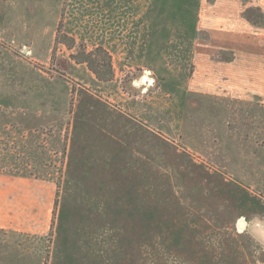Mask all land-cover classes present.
<instances>
[{
    "label": "rangeland",
    "instance_id": "rangeland-1",
    "mask_svg": "<svg viewBox=\"0 0 264 264\" xmlns=\"http://www.w3.org/2000/svg\"><path fill=\"white\" fill-rule=\"evenodd\" d=\"M7 175L0 264H264V0H0Z\"/></svg>",
    "mask_w": 264,
    "mask_h": 264
},
{
    "label": "crops",
    "instance_id": "crops-1",
    "mask_svg": "<svg viewBox=\"0 0 264 264\" xmlns=\"http://www.w3.org/2000/svg\"><path fill=\"white\" fill-rule=\"evenodd\" d=\"M32 178L31 177H13V176H5V182L4 184L0 183L3 189H6L8 193L12 194V191H15L16 197L21 200V205H24L21 207L22 210L25 211H30L31 209H34L36 207V203L34 205L29 204L26 202L27 200L32 198V192H31V185H32ZM19 187V189H17ZM15 189V190H14ZM5 194H7L5 192ZM26 202V204H25ZM6 212H13L14 211V205L9 203L5 204V210ZM8 216L5 217V221L3 223H0V230L3 229H8V228H13L12 226L16 227L17 229H22V230H29L33 224H30L31 221H28V223H20V224H15V223H10L11 221L8 220ZM46 219V215L44 217V220ZM9 221V223H8ZM43 223V222H42ZM38 224V223H37ZM246 224V223H245ZM35 226V225H34ZM246 226V225H245ZM38 227V226H37Z\"/></svg>",
    "mask_w": 264,
    "mask_h": 264
},
{
    "label": "water",
    "instance_id": "water-1",
    "mask_svg": "<svg viewBox=\"0 0 264 264\" xmlns=\"http://www.w3.org/2000/svg\"><path fill=\"white\" fill-rule=\"evenodd\" d=\"M142 83H149L151 84L152 82L150 80H148L147 77H143L142 80H141ZM140 83L139 82H136L135 85L138 86ZM240 227L241 228H244L245 227V224L240 222L239 223ZM243 225V226H242ZM248 228H250V230L252 229V234L258 239L260 240L261 242L264 243V226L261 225V223H258V222H254V223H251L249 224Z\"/></svg>",
    "mask_w": 264,
    "mask_h": 264
},
{
    "label": "trees",
    "instance_id": "trees-1",
    "mask_svg": "<svg viewBox=\"0 0 264 264\" xmlns=\"http://www.w3.org/2000/svg\"><path fill=\"white\" fill-rule=\"evenodd\" d=\"M98 49H96L95 51H97ZM99 50L101 51V49H99ZM81 54H82V56H84L85 62H88L87 65L90 66L89 62H90V60H91V58L93 56V53H84V51H83V52H81ZM90 68H92V67H90ZM91 70H94V69H91ZM93 72L95 73L96 71H93Z\"/></svg>",
    "mask_w": 264,
    "mask_h": 264
}]
</instances>
